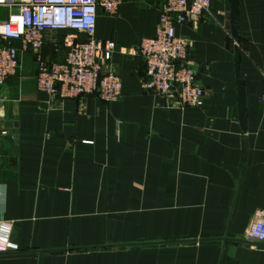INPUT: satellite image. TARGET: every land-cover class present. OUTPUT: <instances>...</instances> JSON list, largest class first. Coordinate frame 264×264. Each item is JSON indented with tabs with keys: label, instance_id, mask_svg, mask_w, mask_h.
Returning a JSON list of instances; mask_svg holds the SVG:
<instances>
[{
	"label": "crops",
	"instance_id": "0c3cea01",
	"mask_svg": "<svg viewBox=\"0 0 264 264\" xmlns=\"http://www.w3.org/2000/svg\"><path fill=\"white\" fill-rule=\"evenodd\" d=\"M237 1L238 41L230 0H209L201 20L176 25L202 106L142 88L144 62L129 50L154 34L161 0L98 10L95 37L116 46V101L36 87L38 53L63 61L71 31L46 33L38 53L19 50L17 74L0 85V213L19 250L0 264H264V242L245 238L264 209V0Z\"/></svg>",
	"mask_w": 264,
	"mask_h": 264
},
{
	"label": "built area",
	"instance_id": "2783aa9c",
	"mask_svg": "<svg viewBox=\"0 0 264 264\" xmlns=\"http://www.w3.org/2000/svg\"><path fill=\"white\" fill-rule=\"evenodd\" d=\"M122 0H0V85L20 68L19 50L38 53L48 32L71 31L61 46L65 58L50 61L36 58V87L62 99L94 95L105 102L116 101L121 80L110 66L115 43L95 37L100 9L114 15ZM209 0H161L152 36L142 38L129 53L145 65L142 88L173 97L180 106H202L206 90L198 84L189 62V41L176 33V25L199 21ZM18 42L19 47L13 45ZM57 46V45H56ZM58 49V47H57ZM90 144L91 142H84ZM251 242H264V209L257 212L245 231ZM19 250L13 224L0 213V255Z\"/></svg>",
	"mask_w": 264,
	"mask_h": 264
},
{
	"label": "water",
	"instance_id": "95a60500",
	"mask_svg": "<svg viewBox=\"0 0 264 264\" xmlns=\"http://www.w3.org/2000/svg\"><path fill=\"white\" fill-rule=\"evenodd\" d=\"M231 3V34L238 41L240 38V28H239V15H238V1L230 0ZM235 74L237 83V95H238V109H239V121L243 132L246 130V110H245V89H244V79L243 75L240 73L238 64V51L235 55ZM3 127L9 128L18 140L17 129L14 124L10 121L3 122ZM248 150V144L246 137L244 138L243 148H242V162L245 161Z\"/></svg>",
	"mask_w": 264,
	"mask_h": 264
},
{
	"label": "rangeland",
	"instance_id": "374dc122",
	"mask_svg": "<svg viewBox=\"0 0 264 264\" xmlns=\"http://www.w3.org/2000/svg\"><path fill=\"white\" fill-rule=\"evenodd\" d=\"M0 13H2V11H1ZM4 15H5V14H3V17H5ZM1 17H2V14L0 15V18H1Z\"/></svg>",
	"mask_w": 264,
	"mask_h": 264
}]
</instances>
